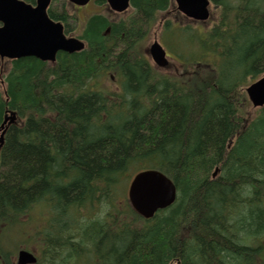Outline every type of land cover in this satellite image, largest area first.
Instances as JSON below:
<instances>
[{
	"label": "trees",
	"instance_id": "1",
	"mask_svg": "<svg viewBox=\"0 0 264 264\" xmlns=\"http://www.w3.org/2000/svg\"><path fill=\"white\" fill-rule=\"evenodd\" d=\"M213 2L207 28L163 20L174 74L145 48L173 0H131L126 19L94 15L79 36L85 50L0 72V127L17 116L0 152V264H17L12 235L26 236L35 211L50 216L32 234L36 264L84 253L91 264H264V107L251 112L246 94L264 76V0ZM49 15L76 30L67 9L52 4ZM106 76L120 91L99 86ZM149 169L178 197L145 220L120 190Z\"/></svg>",
	"mask_w": 264,
	"mask_h": 264
},
{
	"label": "water",
	"instance_id": "2",
	"mask_svg": "<svg viewBox=\"0 0 264 264\" xmlns=\"http://www.w3.org/2000/svg\"><path fill=\"white\" fill-rule=\"evenodd\" d=\"M73 5L86 6L91 0H68ZM178 10L195 21L210 18L211 0H175ZM112 11L123 13L131 0H107ZM51 0H37L35 7L22 0H0V57L22 59L34 57L42 62L55 63L60 52L74 54L84 50L85 43L77 38H67L64 26L48 16ZM153 62L159 68H167V52L156 41L149 49ZM254 108L264 106V78L246 90ZM16 121V114L7 115L0 131L9 122ZM5 131L1 135L0 149ZM128 199L133 209L144 219H152L156 213L171 207L177 199L175 184L158 170H146L136 174L130 182ZM34 254L22 250L17 264H36Z\"/></svg>",
	"mask_w": 264,
	"mask_h": 264
},
{
	"label": "rangeland",
	"instance_id": "3",
	"mask_svg": "<svg viewBox=\"0 0 264 264\" xmlns=\"http://www.w3.org/2000/svg\"><path fill=\"white\" fill-rule=\"evenodd\" d=\"M102 1V0H93L92 3L87 6L84 7L82 9H78V8H74L73 6H71L67 1L65 0H53L54 6L55 8L57 7L60 11H62L63 9H67L71 15H73L75 18V20L77 21L76 24H74L73 21L72 23L76 26V30L73 31L72 35L73 37H79L83 31V27L85 25L86 20H88V18L94 16V15H105V16H109L114 20H120V19H126L127 17L131 16L133 11L130 9L127 13L124 14H114L112 13L107 4H104L103 6L99 5L98 2ZM212 9H214V6H212ZM215 12H214V17H215ZM165 18H171L172 20H174V23H179L181 22L182 25L188 23L190 24L191 22H189L188 20H186L185 18H183V16L181 14L176 13V11L174 9H172L169 13L166 14H161L159 17V21L157 22V24L155 25L154 29L152 30V32L148 35L146 41H145V48L149 49V47L154 43V41H159L164 47H166V45L162 42L161 39V33H162V27L164 25L163 20ZM187 24V25H188ZM192 24V23H191ZM196 27L199 26H203V27H209L210 22L206 23V24H193ZM167 48V47H166ZM168 50V49H167ZM168 54H169V67L166 68L164 71V73L166 74H174L176 73L178 70L181 69V64L178 63V61L174 58V56L171 54V52L168 50ZM0 67L2 68H7L9 67V65L6 63H1L0 62ZM3 69L0 68V72ZM1 74H3L1 72ZM99 86L101 88H103L105 91L113 93L116 91H120V81L118 79H116V77L114 76H106L103 77L99 80ZM0 90L4 91V86L1 84L0 82ZM251 107H253L251 101L249 100ZM250 107V111L251 112H256L252 110V108ZM132 177V176H131ZM130 179L127 180L125 182L124 188L123 190H120V197L127 198V192H128V185H129ZM89 209H87L88 211ZM46 214H44V216H42L41 213H39L38 211H35V213H33V215L35 216V219H24L23 222L26 225L25 227H27L26 231V236L25 234H22V237L20 236V234H17V237H15L14 235H12V242L13 243H22L20 244V249L16 251V255H15V260H16V256L18 254V252L21 249H26L28 251H31L37 255L41 254V250H42V246L40 244V242L38 241L37 238L33 237L32 234L35 231V228L38 227L40 225V228L45 229L48 226V223L50 221V216L47 212H45ZM93 214H95L93 212ZM31 220L33 221V223H31ZM35 221L37 222L35 224ZM15 228V227H14ZM11 234V233H9ZM15 234V233H14ZM16 241V242H15ZM15 247L14 244H9V251L8 252H12V249ZM87 257H89V259H87ZM91 256H85L84 258L80 259L79 261H76L74 264H91Z\"/></svg>",
	"mask_w": 264,
	"mask_h": 264
},
{
	"label": "bare ground",
	"instance_id": "4",
	"mask_svg": "<svg viewBox=\"0 0 264 264\" xmlns=\"http://www.w3.org/2000/svg\"><path fill=\"white\" fill-rule=\"evenodd\" d=\"M85 48H86V45H85ZM85 48H84V50H85ZM83 51V50H82ZM81 52V51H80ZM264 78V76L263 77H261L260 79H258V80H256L255 82H253L252 84H255V83H257L258 81H260V80H262ZM251 101V100H250ZM86 256H88V254H86V253H84Z\"/></svg>",
	"mask_w": 264,
	"mask_h": 264
}]
</instances>
